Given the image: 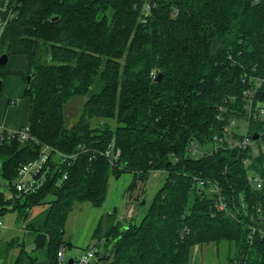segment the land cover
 <instances>
[{
	"label": "trees",
	"instance_id": "obj_1",
	"mask_svg": "<svg viewBox=\"0 0 264 264\" xmlns=\"http://www.w3.org/2000/svg\"><path fill=\"white\" fill-rule=\"evenodd\" d=\"M155 1L147 20L144 0H8L0 10L2 22L11 11L5 24L23 29L30 99L29 137L0 138V217L15 208L24 215L53 195L35 235L46 264H58L62 245L72 248L65 223L77 202L102 206L110 178L125 171L133 174L128 190L140 189L137 199L154 170L167 176L142 220L125 225L106 213L90 264H195L194 249L210 243L226 244L224 264H264V188L247 182L245 150L199 157L188 150L191 140L207 144L229 118L243 115L256 77L263 82L255 97L264 101V0ZM76 96L85 101L69 125L65 106ZM260 123L252 120L249 131L264 132ZM44 144L73 156L62 162L52 151L46 181L18 191L20 167ZM263 160L257 155L252 165ZM215 185L239 206L237 216L219 208ZM6 255L0 245V259ZM36 259L21 251L13 264Z\"/></svg>",
	"mask_w": 264,
	"mask_h": 264
},
{
	"label": "built area",
	"instance_id": "obj_2",
	"mask_svg": "<svg viewBox=\"0 0 264 264\" xmlns=\"http://www.w3.org/2000/svg\"><path fill=\"white\" fill-rule=\"evenodd\" d=\"M155 0H144L142 5V18L147 20L152 14V8L155 5ZM8 0H5L4 5H0V10H6V5ZM14 14L9 11L6 15L4 24L8 19L12 18ZM155 75V74H154ZM255 78V77H254ZM252 79V78H250ZM263 78L256 77L255 87L245 91L246 101L243 105L244 113L242 116H234L229 118L220 133L213 135L212 139L207 144H202L197 140H191L189 143V153L191 156L199 157L205 153H211L218 151L220 149H237L239 153L245 150L246 155H244L243 160L246 165L249 166V170L246 174L247 182L255 187L256 189L264 188V160L261 166H253L257 155H263L264 157V132L262 131H249V125L252 120L260 121L264 129V101L255 97L258 87L262 84ZM254 134H257V138H254ZM4 137H18L20 140H25L29 137V125H25L21 128H1L0 138ZM53 153L61 158L63 162L73 155H68L62 151L56 150L48 144H44L41 149L40 156L23 164L18 172L17 181L15 182L16 189L20 192H34L37 190L47 178V173L51 171L49 169L48 162L50 154ZM111 152L110 149L107 150V154ZM119 151L116 152V155ZM67 172H62V175L57 179L60 183L61 180L67 178ZM217 194H219V199L217 205L220 209L226 210L233 216H237L240 209L238 205H230L228 201L225 200L221 193V190L217 185L212 189ZM241 208L246 209V203L244 201V193H239ZM260 212L261 207L258 209ZM263 216L260 215V219ZM4 226L2 219L0 218V229ZM253 232L257 229L252 226ZM260 233L264 236V227L259 228ZM97 243L93 241L89 244V247L82 250L80 255L73 257L72 264H90V262L95 258V252L97 250ZM68 259L66 256V248L62 245L58 251V264H67Z\"/></svg>",
	"mask_w": 264,
	"mask_h": 264
},
{
	"label": "rangeland",
	"instance_id": "obj_3",
	"mask_svg": "<svg viewBox=\"0 0 264 264\" xmlns=\"http://www.w3.org/2000/svg\"><path fill=\"white\" fill-rule=\"evenodd\" d=\"M8 89L7 85L3 88L0 93V97L2 98L5 95V90ZM21 97H17L20 99ZM85 98L81 96H76L70 99L68 104L65 106V113H66V123L69 125L72 124L80 115L82 111V107L84 104ZM126 174H131V172H123L121 175L113 176L110 178L109 181V193L108 194H117L116 196L123 198L121 204H115L112 210H115V207L118 208V212L115 215L116 220H120L121 223L127 225L130 223V219H128V207L132 202L133 205L136 206V212L141 210L145 205V200L142 199L141 202L139 201L142 198V195L136 199V195L140 194V189H135L134 191H129L128 187L132 181V179L127 180ZM133 178V177H132ZM17 181L15 179L14 183ZM144 193V192H143ZM141 193V194H143ZM7 196L12 194V191L7 190L5 191ZM53 199V195H47L44 199L43 203L39 205H34L33 207L28 210V213L24 215L21 214L19 209H9L5 211L1 215V219L4 223L3 228L0 229V245L6 252V257H2L0 262L2 264H13L14 261L19 256L20 252L22 251L25 256H37L35 260V264H46L47 263V255L45 249L36 250V242H35V235L37 231H39L45 221L46 213L49 206V201ZM84 210L78 212L77 221L87 226V228H91V226L95 227L97 223H95V216L92 214H88V211L85 210L86 207L96 208L90 202H83L81 205ZM92 206V207H91ZM127 207V209H126ZM106 214V213H105ZM134 221V220H132ZM135 222V221H134ZM105 223H103L104 226ZM102 238L101 240H104ZM99 238L95 237V243H98ZM226 244H204L202 247H197L194 249L195 255V264H224L227 259L228 249L226 248ZM81 249H67V259L70 257H75L80 255ZM78 253V254H77Z\"/></svg>",
	"mask_w": 264,
	"mask_h": 264
},
{
	"label": "crops",
	"instance_id": "obj_4",
	"mask_svg": "<svg viewBox=\"0 0 264 264\" xmlns=\"http://www.w3.org/2000/svg\"><path fill=\"white\" fill-rule=\"evenodd\" d=\"M22 37L23 29L18 22L4 24L0 19V48L3 50H9V53L4 52L7 53L8 60L5 67L7 73L4 77L5 80L1 91L5 85H7L8 89L6 88L4 92L5 95L2 98L0 97V129L21 128L27 125L29 117L30 99L24 95L26 82L25 78L23 77V74L27 73L29 68L27 56L23 52V47L21 44ZM17 97L21 98L17 99ZM126 175H128L127 180H130L133 177V174ZM166 176L167 172L165 170H154L151 172L145 186V192L142 194V198L140 197L141 199L145 200V205L141 210L136 212V206L131 202L128 209L126 207L128 211V219L131 221L134 220L136 223H139L142 220L155 193L163 184ZM116 195L117 194H108L104 204L100 207H96L98 208L97 210L90 207L85 208V210L88 211V214L95 216L94 219L95 223L97 224L95 227L91 226V228H87L86 225L76 222L78 212L84 210L83 207L80 206L83 202H77L74 205L73 210L70 212L66 220L64 235V239L71 242L72 250L78 248L84 250L86 247H88V245L93 242L94 231L101 218L105 216V213L118 212L119 207H115L116 211H113L112 208L115 204H121L123 198H121V195H119V197Z\"/></svg>",
	"mask_w": 264,
	"mask_h": 264
},
{
	"label": "water",
	"instance_id": "obj_5",
	"mask_svg": "<svg viewBox=\"0 0 264 264\" xmlns=\"http://www.w3.org/2000/svg\"><path fill=\"white\" fill-rule=\"evenodd\" d=\"M7 60H8V55H7V53H3V54H1V55H0V66L3 65V64H6V63H7ZM160 76H161V74L159 75V77H160ZM30 79H31V74H28V75H27V82H29ZM2 85H3V78H2L1 75H0V90H1V88H2ZM253 137H254V138H257V134H254ZM114 211H116V210H114ZM72 263H73V257H70V258L68 259L67 264H72Z\"/></svg>",
	"mask_w": 264,
	"mask_h": 264
}]
</instances>
